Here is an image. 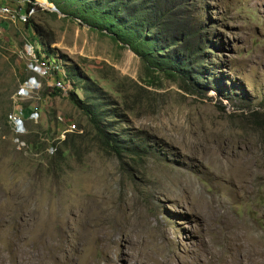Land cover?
Segmentation results:
<instances>
[{"label":"rangeland","instance_id":"374dc122","mask_svg":"<svg viewBox=\"0 0 264 264\" xmlns=\"http://www.w3.org/2000/svg\"><path fill=\"white\" fill-rule=\"evenodd\" d=\"M35 1L29 12L0 0V264H193L198 194L220 202L243 243L206 228L225 261L251 243L264 252V0H192L212 47L200 80L214 78L197 94ZM71 93L124 148L101 140Z\"/></svg>","mask_w":264,"mask_h":264},{"label":"trees","instance_id":"16d2710c","mask_svg":"<svg viewBox=\"0 0 264 264\" xmlns=\"http://www.w3.org/2000/svg\"><path fill=\"white\" fill-rule=\"evenodd\" d=\"M34 1V0H30ZM60 13L73 16L92 29L106 31L126 45L148 69L175 76L190 93H205L214 78L204 77L201 63L208 47L207 26L196 14L192 0H47ZM32 4L26 2V7ZM51 6V4H49ZM36 7H30L32 12ZM39 31V29H38ZM39 53V52H38ZM24 79L22 80V82ZM58 93L59 89L53 88ZM96 129L101 140L116 152L124 148L114 134H108L99 115L70 94ZM33 109L29 104L26 115ZM99 119V121H98ZM65 144L66 140H62Z\"/></svg>","mask_w":264,"mask_h":264},{"label":"bare ground","instance_id":"6f19581e","mask_svg":"<svg viewBox=\"0 0 264 264\" xmlns=\"http://www.w3.org/2000/svg\"><path fill=\"white\" fill-rule=\"evenodd\" d=\"M26 3V2H25ZM1 32V29H0ZM37 53V52H36ZM38 54V53H37ZM55 78H56V74H55ZM57 80V79H56ZM60 81V80H59ZM24 131H25V127H24ZM23 131V132H24ZM22 132V133H23ZM224 158V157H222ZM243 158V156L241 157ZM227 161V160H226ZM228 162V161H227ZM238 162V161H237ZM239 166H241L243 168V163H239ZM226 167H228L230 170L232 169L231 166L229 167V165H226ZM238 168V166H237ZM240 168V167H239ZM245 170V168H243ZM248 169V168H247ZM250 171H246L243 172L241 171L242 177L243 179L239 181V183H245V181L247 182L249 180V175H250ZM183 188L182 191L183 192H188V188L193 186V183L191 180H187V181H182ZM245 185V184H244ZM247 186V185H246ZM194 187V186H193ZM190 190V189H189ZM247 190V189H246ZM245 190V191H246ZM176 194V193H175ZM190 196V194H188ZM191 197V196H190ZM196 200L192 201V199L189 201L190 203V210L193 211L194 215L192 217L195 218V220L200 222V229H199V234H198V241H197V246L194 247L193 249L190 250V253L193 255V264H212L217 262V264H264V252L262 250H255L253 246H251V244H248L246 246L243 247L244 250V254H245V259H241L237 258V254L234 255L232 257V260L230 262H228L230 259H228V261H225L222 258V255L219 253L218 249L215 248L214 243H216V241L212 243L209 239H207V237H205V229L207 228V230L210 232L212 230L213 233H216L217 238H219L218 236L221 235L223 237H225L226 240V244L228 245V248L231 249H239L240 244L243 245V243L241 242L240 244L238 239H239V235H233L231 236V231L228 228L231 225V222L233 221L232 218H230L229 213L227 212H222L221 211V205L218 203L217 199H206L204 196L202 197L200 194L196 195ZM192 198V197H191ZM218 217L219 218V223L218 222H214L215 218ZM217 221V220H216ZM242 222V221H241ZM233 223V222H232ZM207 224V227H206ZM214 225L215 228L211 229V225ZM221 224V225H219ZM238 225V224H237ZM235 226V225H234ZM242 226V225H241ZM240 228V227H239ZM238 228V229H239ZM242 228H244V226H242ZM247 227H245L246 229ZM225 229V233L222 235L223 230ZM233 229V228H232ZM237 229V228H236ZM241 229V228H240ZM250 229V228H249ZM247 230V229H246ZM237 233V232H236ZM254 233V232H252ZM167 241H169L170 239V232L167 231ZM242 235V234H241ZM240 235V236H241ZM215 236V235H214ZM213 236V237H214ZM256 237V236H255ZM221 238V237H220ZM223 239V238H222ZM247 239V238H246ZM251 239V238H250ZM256 239V238H255ZM260 239V238H259ZM126 241H128V239H126ZM241 241V240H240ZM246 241V240H245ZM259 241V240H258ZM261 241V240H260ZM223 243V242H222ZM249 243V242H248ZM262 243V242H261ZM221 244V243H219ZM245 244V243H244ZM257 246V245H256ZM259 246V245H258ZM164 248H166L165 246H163ZM225 247V246H224ZM242 247V246H241ZM227 248V249H228ZM261 248V247H260ZM221 249V248H220ZM264 249V248H263ZM223 250V249H221ZM242 250V251H243ZM228 250H226L227 252ZM241 251V250H240ZM235 252V251H234ZM236 253V252H235ZM226 254V253H225ZM230 254V253H229ZM239 254V253H238ZM229 256V255H228ZM227 256V257H228ZM221 257V258H220ZM225 257V256H224ZM221 261L223 262H220ZM227 260V259H226ZM250 260V261H249ZM228 262V263H227ZM232 262V263H231ZM163 264H177L174 263L171 259H166L163 261Z\"/></svg>","mask_w":264,"mask_h":264},{"label":"built area","instance_id":"2783aa9c","mask_svg":"<svg viewBox=\"0 0 264 264\" xmlns=\"http://www.w3.org/2000/svg\"><path fill=\"white\" fill-rule=\"evenodd\" d=\"M26 2H30L32 5L30 6V7H36V5H38L39 3L38 2H36L35 0L32 2V1H30V0H26ZM30 7H28V8H30ZM27 7H26V3H25V6L23 7V10L24 9H28ZM36 55H37V53L36 52H34ZM51 81L53 82V81H59V80H56V78H55V74H53V73H51ZM27 108H28V105H25V106H21V105H19V117H21V115H23V114H25L26 112V110H27ZM34 108H37L34 104H33V109Z\"/></svg>","mask_w":264,"mask_h":264},{"label":"water","instance_id":"95a60500","mask_svg":"<svg viewBox=\"0 0 264 264\" xmlns=\"http://www.w3.org/2000/svg\"><path fill=\"white\" fill-rule=\"evenodd\" d=\"M51 5H52V7H51L52 10L59 12V10L53 4H51Z\"/></svg>","mask_w":264,"mask_h":264}]
</instances>
